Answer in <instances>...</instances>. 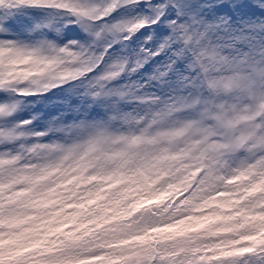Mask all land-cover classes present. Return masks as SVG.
I'll list each match as a JSON object with an SVG mask.
<instances>
[{"label": "snow or ice", "instance_id": "snow-or-ice-1", "mask_svg": "<svg viewBox=\"0 0 264 264\" xmlns=\"http://www.w3.org/2000/svg\"><path fill=\"white\" fill-rule=\"evenodd\" d=\"M70 26L84 38L64 36ZM239 56L264 57V0H0V264H118L105 247L33 246L47 218L23 154L95 116L128 122L169 96L196 104L193 58L207 72ZM233 188L193 264H264V162Z\"/></svg>", "mask_w": 264, "mask_h": 264}, {"label": "clouds", "instance_id": "clouds-1", "mask_svg": "<svg viewBox=\"0 0 264 264\" xmlns=\"http://www.w3.org/2000/svg\"><path fill=\"white\" fill-rule=\"evenodd\" d=\"M192 62L200 102L165 97L128 122L95 116L23 154L47 218L34 247L61 240L108 248L118 264H193L212 244L234 183L264 162V57L207 72Z\"/></svg>", "mask_w": 264, "mask_h": 264}, {"label": "rangeland", "instance_id": "rangeland-1", "mask_svg": "<svg viewBox=\"0 0 264 264\" xmlns=\"http://www.w3.org/2000/svg\"><path fill=\"white\" fill-rule=\"evenodd\" d=\"M70 27H73L74 28V31L72 32H69V31H66L68 30L67 28L64 29V33L63 35L66 36L67 38L69 39H83L84 36L86 35L79 27H76V26H70ZM56 91H59V90H56ZM63 94L61 93V96ZM53 99H56V97H53ZM76 101L73 100V103H75ZM37 107H42L41 105H38ZM45 111H52L53 113L55 112V109H45ZM98 112H102L101 109H97Z\"/></svg>", "mask_w": 264, "mask_h": 264}]
</instances>
